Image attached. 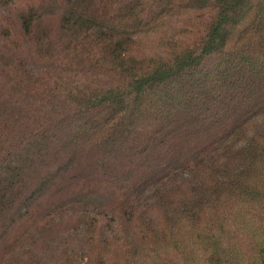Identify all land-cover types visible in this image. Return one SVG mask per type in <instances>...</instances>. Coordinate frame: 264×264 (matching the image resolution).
<instances>
[{
  "label": "trees",
  "instance_id": "1",
  "mask_svg": "<svg viewBox=\"0 0 264 264\" xmlns=\"http://www.w3.org/2000/svg\"><path fill=\"white\" fill-rule=\"evenodd\" d=\"M0 264H264V0H0Z\"/></svg>",
  "mask_w": 264,
  "mask_h": 264
}]
</instances>
